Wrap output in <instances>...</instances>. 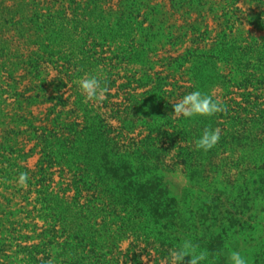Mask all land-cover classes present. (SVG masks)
I'll return each mask as SVG.
<instances>
[{
    "label": "rangeland",
    "instance_id": "obj_1",
    "mask_svg": "<svg viewBox=\"0 0 264 264\" xmlns=\"http://www.w3.org/2000/svg\"><path fill=\"white\" fill-rule=\"evenodd\" d=\"M190 1L181 7L174 0H0V101L7 116L1 119L6 124L0 125V142L5 135L3 128L22 131L18 136L11 134L16 139L13 152L2 153L12 157L26 154L20 164L35 170L44 148L49 155L52 149L57 150L49 157L57 192L74 180L67 151L72 145L69 138L78 130L76 122L81 124L79 128L88 123L109 125L113 126L109 144L115 147L143 149L157 138V154L164 161L159 173L169 178L172 193L181 200L187 197L178 206L181 218L177 229L184 237L165 245L160 239L150 245L139 240L137 247L134 237H125L112 264H170L171 251L186 241L194 242L196 236L226 242L228 248L222 251L225 258L218 264H230L233 251L245 255L248 264H264V59L254 56L236 65L213 57H189L187 60L194 61L186 66L193 70L172 72L169 81L157 75L159 71L162 76L171 72L169 57L185 55L191 48L213 50L222 32L231 33L230 28L239 38L264 36V28L252 19L264 10V0H193L192 5ZM124 8L125 14H121ZM130 9L133 14H128ZM49 15L52 26L63 32L59 40L75 45V49L59 47L60 52L43 60L33 30L51 19ZM228 16L232 20L226 24ZM152 25L164 39L149 54L157 62L151 72L153 81L142 85L128 78L136 68L140 69L137 77H142V64L119 63L112 68L108 61L118 46L142 42L140 30H149ZM85 42L87 47L80 49ZM68 55L72 56L69 68L65 64ZM93 56L107 59L98 69L91 63L81 65L85 57L91 61ZM35 59L40 62L37 70L32 65ZM91 75L98 76L106 88L99 102L86 99L79 87V81ZM60 78L64 83L59 84ZM194 90L219 100L225 110L212 116L175 115L173 104ZM23 94L34 98L22 99ZM117 102H123L119 109L115 108ZM16 114L36 117L34 124L42 128L34 132L30 123ZM149 120L162 122L167 131L162 135L152 131ZM183 124H187L186 132ZM206 127L220 132L219 141L208 151L196 146ZM11 185V193L22 189L13 203L25 204L21 194L27 185L20 181ZM3 192L7 191L0 187V194ZM73 194L74 189L63 195ZM34 197L31 195V202ZM25 233L33 234L30 230ZM196 248L207 255L212 252L207 246ZM14 249L0 253L3 264H24ZM189 260L186 255L184 264Z\"/></svg>",
    "mask_w": 264,
    "mask_h": 264
},
{
    "label": "trees",
    "instance_id": "obj_2",
    "mask_svg": "<svg viewBox=\"0 0 264 264\" xmlns=\"http://www.w3.org/2000/svg\"><path fill=\"white\" fill-rule=\"evenodd\" d=\"M174 1L181 7L187 4V0ZM193 2L191 0L189 4L192 5ZM151 8L153 12L154 7ZM120 11L121 14L126 12L125 8ZM0 13L3 14V11L0 10ZM133 13L130 9L128 14ZM48 18L51 19H45L38 24L36 30H33V35H38L40 50L44 53L43 60L60 52L59 47L68 45L59 40L63 32L56 28V25L52 26L54 24L52 16L49 15ZM252 19L254 23L264 28V10ZM231 20L228 16L226 24ZM153 26H150L149 30L144 28L140 30L142 42L137 44L134 40L127 47L118 46L115 49L116 53L108 61V65L112 68L119 63L125 66L133 63L142 64L145 68V74L142 77H137L139 68L132 69L128 76L129 80L137 81L142 85H149L153 81L151 72L154 71L157 62L149 58V54L153 53L164 39L159 30H153ZM230 29L231 33L222 32L219 44L213 50L191 48L185 55L169 57L171 62L168 68L171 72L162 76V72L159 71L158 77L169 81L172 72L182 74L193 70L194 67L186 66L188 61H194L187 60L191 57L199 59L213 57L233 61L236 65L254 56L264 59V36L253 37L251 40L239 38L233 34V29ZM86 44L87 42L78 47L84 49L87 47ZM67 48L75 49V45H68ZM94 53L97 54L96 49ZM90 58L91 61L85 57L81 65L91 63L94 69H98L99 65L107 59L106 57L97 59L94 56ZM71 59V55L65 58L68 68L71 66ZM38 60L35 59L32 62L35 70L40 67ZM62 83L64 80L60 78L59 84ZM180 87L191 89L186 86ZM108 94L110 95V92ZM21 96L25 100L34 98L27 97L25 94ZM2 105L0 101V125H5L6 122L1 119L7 116L2 110ZM115 105V108L119 109L123 102H117ZM152 109L155 110L156 107L152 106ZM31 115L34 116L33 112ZM17 116L28 121L36 133L42 128L34 124L36 117L28 119L25 115L16 114ZM147 123L152 131L160 135L167 131L162 122L149 120ZM80 125L76 122L78 126L76 135L72 134L68 140L72 145L67 151L69 155L67 159H69V166L75 172L74 180L66 184L67 188L61 186L57 192L54 186V173L50 171L49 165V157L56 155L57 150L52 149L49 155L45 152L47 148H44L42 158L37 163V169L31 170L20 164L26 154L19 153L16 157H12L2 153L3 150L13 152L12 143L16 139L12 138L11 134L18 136L22 132L3 128L5 135L0 142V187L7 192L0 194L2 197L0 253L7 248L15 247V254L22 256L21 260L24 264H112L114 260H117L114 254L125 237H134L137 241L135 247L139 240L150 245L160 239L165 245L167 241L175 244L179 237H184L177 229L178 220L181 218L178 206L186 202L187 197L181 200L172 193L169 188L171 183L169 178L159 173L164 161L157 154V138L152 142L147 138L146 143L149 141L147 144L149 146L143 149H140L138 143L136 149L128 145L115 147L109 144L108 140V133L113 126L109 128V125L88 123L79 128ZM182 128H185L184 132H186L187 124H183ZM87 132H91L89 136ZM54 133L58 135V132ZM21 172L28 174L27 181L24 183L27 189L21 194L25 204L13 203L17 193L22 189L10 192L11 182H18ZM63 181L61 184L64 183ZM71 185L74 187L72 188ZM72 189L75 190V194L63 195ZM33 194L35 197L31 202L30 198ZM17 205L20 206L17 207ZM31 205H33L32 208H29ZM13 206L16 208L12 209ZM261 209H264V206ZM37 220H42L44 224L40 226ZM27 230L32 231L33 234L25 233ZM195 239L191 242L195 246V252H197V246H207L212 251L202 264H218V261L225 258L222 251L228 247L224 240L218 238L214 242L215 238L203 236H196ZM35 240L38 241L26 243ZM0 264L3 263L0 261Z\"/></svg>",
    "mask_w": 264,
    "mask_h": 264
},
{
    "label": "clouds",
    "instance_id": "obj_3",
    "mask_svg": "<svg viewBox=\"0 0 264 264\" xmlns=\"http://www.w3.org/2000/svg\"><path fill=\"white\" fill-rule=\"evenodd\" d=\"M79 87L88 100L101 101L104 98L106 88L96 75H91L79 81ZM174 114L177 116L193 117L196 115L212 116L217 112L224 111V105L219 100H214L210 95L194 90L186 94L182 100L173 104ZM220 139L218 129L206 127L196 140L198 149L208 151L212 149ZM28 174L21 172L19 181L21 184L27 181ZM190 256L188 264H200V261L207 258L206 252H195L191 241H186L179 248L173 249L170 253V264H184L185 256ZM230 264H248V259L239 251H233L229 255Z\"/></svg>",
    "mask_w": 264,
    "mask_h": 264
}]
</instances>
